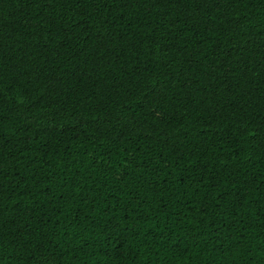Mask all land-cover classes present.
I'll return each instance as SVG.
<instances>
[{"label": "trees", "instance_id": "obj_1", "mask_svg": "<svg viewBox=\"0 0 264 264\" xmlns=\"http://www.w3.org/2000/svg\"><path fill=\"white\" fill-rule=\"evenodd\" d=\"M0 264H264V0H0Z\"/></svg>", "mask_w": 264, "mask_h": 264}]
</instances>
